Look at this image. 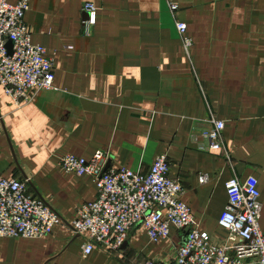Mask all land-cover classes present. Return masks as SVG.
<instances>
[{"label":"crops","instance_id":"crops-1","mask_svg":"<svg viewBox=\"0 0 264 264\" xmlns=\"http://www.w3.org/2000/svg\"><path fill=\"white\" fill-rule=\"evenodd\" d=\"M171 1L175 12L169 0H29L24 21L54 62L53 86L20 106L0 86V170L29 177L30 191L63 223L42 238H0V264H174L186 238L174 226L156 243L136 226L120 252L97 247L83 257L85 238L67 223L97 186L64 172L60 159L97 150L107 167L141 173L165 154L198 228L216 240L228 233L219 224L226 181L255 176L264 234V0ZM87 2L96 16L86 31ZM211 115L224 122L230 160L200 149Z\"/></svg>","mask_w":264,"mask_h":264},{"label":"built area","instance_id":"built-area-1","mask_svg":"<svg viewBox=\"0 0 264 264\" xmlns=\"http://www.w3.org/2000/svg\"><path fill=\"white\" fill-rule=\"evenodd\" d=\"M172 11L178 4L169 0ZM29 0L10 4L0 0V86L15 105L27 104L38 91L53 86L54 62L45 48L31 41L24 21ZM87 18L83 27L95 23L96 7L85 3ZM180 34L186 25L176 22ZM11 40L12 53L6 47ZM185 46L190 39L183 37ZM201 136L206 145L201 150L219 151L225 159L230 154L223 143L224 122L213 115L206 120ZM106 154L97 150L90 158L66 154L60 159L64 172L90 176L97 186L94 200L83 203L69 223L75 235H82L83 257L95 248L120 252L132 228L140 226L149 240L156 243L169 238L170 228L186 231L185 241L177 247L174 264H264V234L259 227L261 214L258 180L249 175L225 183L227 202L219 224L228 233L216 240L200 230L191 209L182 200L185 189L177 178L169 177L165 154L157 156L146 173L127 167L106 166ZM199 181H208L206 174ZM29 177L7 178L0 170V238H42L55 225L63 223L58 213L29 189ZM149 260L140 264H169Z\"/></svg>","mask_w":264,"mask_h":264},{"label":"water","instance_id":"water-1","mask_svg":"<svg viewBox=\"0 0 264 264\" xmlns=\"http://www.w3.org/2000/svg\"><path fill=\"white\" fill-rule=\"evenodd\" d=\"M12 45H13V42H12L11 40H9V41L7 42V44H6V47H7V49H8L9 54L12 53Z\"/></svg>","mask_w":264,"mask_h":264}]
</instances>
